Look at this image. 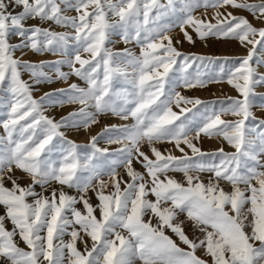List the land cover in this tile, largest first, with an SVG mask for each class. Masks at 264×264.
<instances>
[{
  "label": "snow or ice",
  "instance_id": "snow-or-ice-1",
  "mask_svg": "<svg viewBox=\"0 0 264 264\" xmlns=\"http://www.w3.org/2000/svg\"><path fill=\"white\" fill-rule=\"evenodd\" d=\"M209 38L244 51L179 47ZM57 82L67 87L33 97ZM214 83L236 95L178 90ZM257 88L264 0H0V264H264ZM66 105L77 107L58 121L44 115ZM110 118L122 123L83 144L61 130ZM204 139L219 147L203 150Z\"/></svg>",
  "mask_w": 264,
  "mask_h": 264
},
{
  "label": "rangeland",
  "instance_id": "rangeland-1",
  "mask_svg": "<svg viewBox=\"0 0 264 264\" xmlns=\"http://www.w3.org/2000/svg\"><path fill=\"white\" fill-rule=\"evenodd\" d=\"M204 11L203 9H200L197 11V15L200 14V12ZM216 11V9L209 8L207 11V15L211 17V15ZM229 11H234L233 9H229ZM74 14V13H73ZM239 14L241 15H246L248 18L251 20L252 17L246 13V12H240ZM255 23V21H253ZM57 30H63V29H57ZM178 31V30H177ZM195 38V36H194ZM115 47L117 48H123V44H117ZM182 51L184 52H190V53H197V54H202V55H209V56H214V57H234L236 55H239L243 53V49L239 46V44L235 41H229V40H223V39H215V38H209L206 42L196 40V43L189 44L187 42H184L182 45L179 46ZM17 55L19 56L20 53L18 52ZM24 59L31 60L33 62H39L40 60H56L59 59L58 56H53L51 54H44L43 56L41 55H36L29 53L27 56L24 57ZM64 71H67V68H63ZM45 71H48L51 74L50 69H45ZM22 78L25 80L29 79V74L28 73H23ZM72 82H76L83 86V82L78 80L76 77H72ZM67 87L66 84L63 82H57L55 84H41L36 86V89L33 92V97L35 99H39L45 92L52 91L56 88H64ZM181 91L184 95L189 96V97H198L201 100L204 101H210L214 99H222L224 94L227 95H236L235 91L231 89V87L227 83H220V84H209L205 88H195V89H188L185 90L183 88L178 89ZM258 93H264V88H257ZM258 102L261 100V97H257ZM75 107V105L72 106H64V107H59V106H45L44 108V115L53 118L55 120H59L61 116L66 115L69 111H72ZM175 110V109H174ZM8 109L5 107V102L0 101V120H3L6 118V113ZM257 115H260L259 109H256ZM114 123H122L116 118H110V119H102L100 124L92 126L90 133L89 131L81 130L79 132H67L65 129H61L62 131H65L66 134L69 136L70 139L75 140L78 143H87L89 139V135H95L99 133L102 128L104 127L105 124H114ZM127 123H132L131 120L127 121ZM3 129L0 127V135H3ZM101 146L107 147L106 144H104L103 141H101ZM161 148V151H163L166 148H170L171 146L168 145L167 143L158 145ZM115 147V146H113ZM201 147L203 150L208 151V150H213L217 147H219V143L215 140H207L204 139L201 143ZM147 150V147L145 148ZM175 155H180L179 152H175ZM137 169L140 171H143L142 168H140L139 165H136ZM176 176L177 179L181 178L180 173H175L173 174ZM205 176L207 174H204ZM39 191V188L37 189ZM92 202L95 204L96 199L93 196L92 197ZM3 213V208H0V214ZM8 227L10 228L11 225L9 224ZM189 234H191V228L190 226L186 229ZM67 239V237H65ZM136 264H139L137 261Z\"/></svg>",
  "mask_w": 264,
  "mask_h": 264
}]
</instances>
